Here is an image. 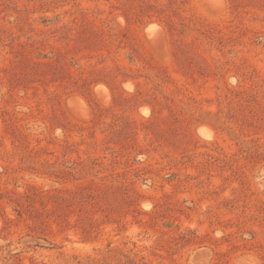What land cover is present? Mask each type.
<instances>
[{
	"label": "rangeland",
	"instance_id": "374dc122",
	"mask_svg": "<svg viewBox=\"0 0 264 264\" xmlns=\"http://www.w3.org/2000/svg\"><path fill=\"white\" fill-rule=\"evenodd\" d=\"M0 264H264V0H0Z\"/></svg>",
	"mask_w": 264,
	"mask_h": 264
}]
</instances>
